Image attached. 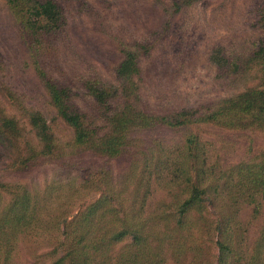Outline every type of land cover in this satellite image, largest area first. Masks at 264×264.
Wrapping results in <instances>:
<instances>
[{"label": "rangeland", "instance_id": "obj_1", "mask_svg": "<svg viewBox=\"0 0 264 264\" xmlns=\"http://www.w3.org/2000/svg\"><path fill=\"white\" fill-rule=\"evenodd\" d=\"M175 1L182 2L52 0L60 8L61 21L56 29L41 23L44 29L39 30L36 25L29 28L22 13L12 11L9 0H0V106L26 133L22 140L11 143L0 134V215H8L13 204L22 202L18 193L26 190L30 195L29 208L25 217L17 220V228L11 233L7 223L0 235V264H51L62 257L59 244L70 242L69 230L75 228V218L100 195L99 175L109 172L115 191L128 188L118 196L125 207L135 189L124 185L131 166L127 157L107 159L91 151L66 155L56 153L55 148L33 157L27 153L26 140L35 143L36 139L30 129L26 130V117L35 110L44 112L48 121L55 115L42 75L71 88L79 95L73 98L76 107L89 115L94 107L87 87L117 85L116 69L123 51H138L140 73L136 81L141 107L161 118L209 109L219 100L264 82V0H200L177 13ZM54 129L59 147L67 144L68 128L57 123ZM190 133L210 144L223 166L256 158L264 151V132L205 125L193 131L154 128L139 135L136 143L177 142ZM26 157L30 159L21 165ZM247 215L245 212L243 217ZM146 219L149 235L161 236L160 223ZM63 223L69 227L66 234H62ZM259 226V221L248 226L251 238ZM136 248L130 239L115 245L111 264L123 260L121 264H160L157 260L147 262ZM215 255L212 247L202 248L199 260L193 262L187 253L179 257L170 251L164 252L166 260L161 264H212Z\"/></svg>", "mask_w": 264, "mask_h": 264}, {"label": "trees", "instance_id": "obj_2", "mask_svg": "<svg viewBox=\"0 0 264 264\" xmlns=\"http://www.w3.org/2000/svg\"><path fill=\"white\" fill-rule=\"evenodd\" d=\"M197 1L200 0L175 1V13ZM9 5L13 12L22 13L31 29L34 25L39 30L43 26L56 29L61 21L60 8L52 0H9ZM19 7L22 10H16ZM123 54L116 69L117 85L87 87L94 107V113L89 115L76 107L73 98L79 95L71 88L56 85L39 74L55 115L48 121L44 112L35 110L26 117V130L30 129L36 139L35 143L26 140L27 153L33 157L55 148L56 153L66 155L91 151L107 159L124 156L131 160L124 185L135 187L125 207L118 196L128 188L115 191L109 172L96 177L99 197L75 218V228L69 230L70 242L59 244L64 255L51 264H111L112 248L125 239H130L138 255L150 263L165 262L164 252L170 251H176L179 257L187 253L194 262L202 248L212 247L216 251L212 264H264V151L256 158L223 166L211 145L195 133L177 142L151 141L145 146L142 141L136 143L142 133L162 126L187 131L205 125L264 132V82L233 98L219 100L209 109L161 118L141 107L136 81L140 73L138 51L124 50ZM57 123L70 131L68 143L60 147L54 129ZM19 127V121L7 116L0 106V134L4 141L22 140L26 133ZM28 159H21V165ZM18 194L22 202L13 204L8 215H0V235L7 223L12 233L17 220L23 219L29 208L27 191ZM245 212L248 215L243 217ZM146 218L160 223L161 236L149 235ZM255 221L260 226L251 238L248 226ZM63 224L62 234H66L69 227Z\"/></svg>", "mask_w": 264, "mask_h": 264}]
</instances>
